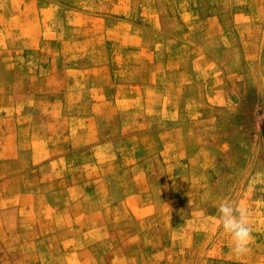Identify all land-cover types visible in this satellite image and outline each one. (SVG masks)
<instances>
[{"label": "rangeland", "instance_id": "obj_1", "mask_svg": "<svg viewBox=\"0 0 264 264\" xmlns=\"http://www.w3.org/2000/svg\"><path fill=\"white\" fill-rule=\"evenodd\" d=\"M0 264H264V0H0Z\"/></svg>", "mask_w": 264, "mask_h": 264}, {"label": "clouds", "instance_id": "obj_2", "mask_svg": "<svg viewBox=\"0 0 264 264\" xmlns=\"http://www.w3.org/2000/svg\"><path fill=\"white\" fill-rule=\"evenodd\" d=\"M218 213L222 229L232 238L235 254H247L253 231L248 210L235 201L226 200L218 205Z\"/></svg>", "mask_w": 264, "mask_h": 264}]
</instances>
